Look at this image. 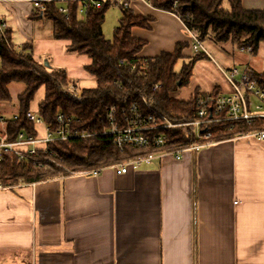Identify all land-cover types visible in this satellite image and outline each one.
Here are the masks:
<instances>
[{"label": "crops", "instance_id": "obj_1", "mask_svg": "<svg viewBox=\"0 0 264 264\" xmlns=\"http://www.w3.org/2000/svg\"><path fill=\"white\" fill-rule=\"evenodd\" d=\"M242 4L264 10V0ZM128 7L154 17L150 30L132 29L147 42L141 56L191 44L173 13L149 0H131ZM36 11L32 0H0V22L14 48L31 45L39 64L44 55L79 90L95 89L86 70L90 58L68 52L70 43L53 38L50 22L31 18ZM213 45L224 57L234 56ZM193 55L186 49L184 63ZM243 65L256 70L250 60ZM234 67L223 68L211 54L198 61L191 79L203 68L209 74L195 81L189 99L195 92L230 93L223 75L210 69ZM34 128L43 137L44 126ZM0 264H264V140L246 135L184 152L179 160L159 156L123 175L108 168L98 176L77 173L0 190Z\"/></svg>", "mask_w": 264, "mask_h": 264}, {"label": "trees", "instance_id": "obj_2", "mask_svg": "<svg viewBox=\"0 0 264 264\" xmlns=\"http://www.w3.org/2000/svg\"><path fill=\"white\" fill-rule=\"evenodd\" d=\"M82 1L67 0L69 17L66 18L59 12L58 0H43L45 10L36 11L31 17L50 22L53 38L70 43L68 52L90 58L91 64L86 70L95 77L97 87L82 90L80 99L65 91L69 83L76 88L77 85L68 79L64 69L39 64L33 57L31 45H24L17 51L9 31H6L5 39H0V103L12 100L11 84L19 83L24 87L17 98V119L8 118L7 121L9 140H15L20 133L36 136L34 125L27 121L26 115L41 87L45 89L44 100L38 108L42 121L53 131L67 128L72 133L87 135L50 142L38 150L37 157L31 161H19L12 153L2 152L0 187L13 191L20 184L31 185L85 171L105 170L151 154L174 152L196 144L219 143L264 128V118L250 123L227 121L207 125V131L211 133L208 140L196 139L192 129L185 127L166 131L168 142L163 149L152 146L146 149L117 148L110 136L101 135L108 128L106 116L113 107L122 112L137 103L147 112L145 100L152 109L175 123L198 119L196 103L206 94L195 92L188 101L175 100L172 94L190 83L195 64L207 56L194 54L188 57L189 61L176 72L177 63L187 58L184 51L191 49V44L178 43L173 53L143 57L141 52L147 42L133 37L132 29L150 30L154 17L136 15L129 7L120 6L119 24L114 28L113 38L107 40L103 24L111 4L105 3L101 8L89 6L86 15L80 17ZM149 3L156 10L180 18L202 43H231L238 51L250 49L253 56L259 54L264 44V10H247L242 0H149ZM248 74L264 88V70L251 69ZM59 114L64 117L63 124L57 121Z\"/></svg>", "mask_w": 264, "mask_h": 264}, {"label": "built area", "instance_id": "obj_3", "mask_svg": "<svg viewBox=\"0 0 264 264\" xmlns=\"http://www.w3.org/2000/svg\"><path fill=\"white\" fill-rule=\"evenodd\" d=\"M43 0H32L36 9L44 11L45 7ZM51 1V0H47ZM131 0H83V6L79 10L81 15H86L89 6L93 8H101L105 3L119 4L125 8L129 6ZM62 3L59 12L64 14L66 18L69 17V9L65 5L67 0L58 1ZM184 24V23H183ZM186 31L191 37V50L193 54H205L210 56L204 43H202L196 34L187 28L184 24ZM6 25L0 22V39L6 38ZM241 52L250 53V49H241ZM222 75L231 88V93L228 94H206L198 98L197 116L198 119L190 123H175L164 116L162 113L155 111L144 100V106L148 108L145 112L144 109L137 103H133L125 111H118L113 107L109 109L106 119L108 128L105 129L101 135L110 136L117 148L123 150L125 148H138L146 149L150 146L156 149H163L166 147L168 138L166 131L170 129H178L190 127L198 140H208L211 133L207 131V125L241 121L251 122L254 119L264 118V88H261L255 81L252 80L248 71L238 70H225L220 68ZM156 86L155 89H158ZM75 99H80L81 90L74 87L72 83L67 85L65 90ZM27 121L35 126H44L43 137L27 135L20 133L15 140L10 141L7 132V118L0 117V159L1 153L7 152L17 156L19 161H31L35 159L38 150L43 149L48 143L72 139L77 137H86L87 135H78L77 132H70L69 129H59L53 131L46 125L38 116L37 112L28 111L26 115ZM13 119H17L14 116ZM57 121L60 124L64 123V117L59 114ZM72 123L71 120L68 121ZM258 140H264V128L258 132L248 134ZM211 143L196 144L192 147L181 149L174 152H161L158 154H151L143 158H137L124 164L113 166L112 169L117 175L127 174L130 170L139 169L143 164H151L157 157L163 155H174L176 159H181V154L187 151H198ZM103 170L85 171L79 174L86 176H98ZM4 188L0 187V190Z\"/></svg>", "mask_w": 264, "mask_h": 264}, {"label": "rangeland", "instance_id": "obj_4", "mask_svg": "<svg viewBox=\"0 0 264 264\" xmlns=\"http://www.w3.org/2000/svg\"><path fill=\"white\" fill-rule=\"evenodd\" d=\"M79 16L83 17L80 14H79ZM121 16H122L121 8L116 4L110 5V7H109V9L105 15V21L103 24V33H104V36L107 40H111L113 38L114 28L118 26L119 19L121 18ZM213 44L220 45V47L226 49L228 52L233 51L234 56H229V57L225 56L224 57V55L221 54L222 52H219L217 50L218 48H215L214 47L215 45H213ZM204 45H205L208 53L211 54V56L223 68L235 66L234 68H237L238 70H244L245 66L243 65V62H245V60H250V61H252V64H253L254 68L256 69V71L260 72V71L264 70V44L262 45V48L260 49L259 54H257V56H253L249 53L241 52L240 50L238 51L237 49H235L233 47V45L231 43L217 44V43H213L211 41H208L207 43H204ZM250 53H251V51H250ZM40 62H41V64H43L46 67L49 64L48 65L49 67H47V68L54 69V67H55V66L51 67L52 65L50 66V63H48L46 58H44V55H42V59ZM186 62H187V60H186ZM183 63H184L183 60H180L177 63V65L175 67L176 72H179L181 70ZM217 71L210 69V74L219 75V76L222 75V73H220L221 72L220 69ZM208 72L204 68L198 72H194L195 78L191 79V83H189L187 86L179 88L175 94H172V98L175 100H179V101L189 100V95H190V93L192 94L193 90H194L193 87L195 86V81L196 82L202 81L205 76H208V74H209ZM23 89H24L23 85H21L19 83H13L9 86V90H10L12 100L9 103H0V116H3V115L8 116V115H12L13 113L17 112V110H18L17 98H18V95L23 91ZM230 93H231V91H230ZM44 95H45V89H44V87H41L37 91L33 101L30 104L31 110H34L39 106L41 101L44 99Z\"/></svg>", "mask_w": 264, "mask_h": 264}]
</instances>
